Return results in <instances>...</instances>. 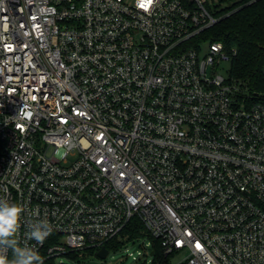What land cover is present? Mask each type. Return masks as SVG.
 <instances>
[{
	"label": "built area",
	"instance_id": "1",
	"mask_svg": "<svg viewBox=\"0 0 264 264\" xmlns=\"http://www.w3.org/2000/svg\"><path fill=\"white\" fill-rule=\"evenodd\" d=\"M217 21L207 0H0V198L22 241L52 225L28 241L44 262L143 238L264 264V92L217 72Z\"/></svg>",
	"mask_w": 264,
	"mask_h": 264
},
{
	"label": "trees",
	"instance_id": "2",
	"mask_svg": "<svg viewBox=\"0 0 264 264\" xmlns=\"http://www.w3.org/2000/svg\"><path fill=\"white\" fill-rule=\"evenodd\" d=\"M225 7H215L217 23L199 39L221 42L227 52L235 50L230 62V74L254 95L264 92V0H219ZM141 226L128 227L130 238L140 236ZM109 248V244H106ZM117 247V246H116ZM118 250V248L113 251ZM112 251V252H113ZM151 264H170V256L163 252L160 242L151 239ZM44 264H55L53 260Z\"/></svg>",
	"mask_w": 264,
	"mask_h": 264
},
{
	"label": "clouds",
	"instance_id": "3",
	"mask_svg": "<svg viewBox=\"0 0 264 264\" xmlns=\"http://www.w3.org/2000/svg\"><path fill=\"white\" fill-rule=\"evenodd\" d=\"M22 212V206L0 198V264H44L42 256L28 241L43 244L53 227L47 219H39L29 226L22 241L19 234Z\"/></svg>",
	"mask_w": 264,
	"mask_h": 264
},
{
	"label": "rangeland",
	"instance_id": "4",
	"mask_svg": "<svg viewBox=\"0 0 264 264\" xmlns=\"http://www.w3.org/2000/svg\"><path fill=\"white\" fill-rule=\"evenodd\" d=\"M207 1L211 9L218 6L220 8L226 6V4H220L219 0ZM229 70L230 62H222L217 72L225 76ZM147 241V239L141 238L134 244H129L126 248L111 252L104 261L96 256H93L90 259H86L83 264H101L102 262L103 264H151L152 258L149 255L151 248H144ZM130 253L136 257V260H133L132 257L129 256ZM186 256V252L175 253L170 256V264H182ZM56 262H62L64 264H82L72 262L65 257L58 258Z\"/></svg>",
	"mask_w": 264,
	"mask_h": 264
},
{
	"label": "water",
	"instance_id": "5",
	"mask_svg": "<svg viewBox=\"0 0 264 264\" xmlns=\"http://www.w3.org/2000/svg\"><path fill=\"white\" fill-rule=\"evenodd\" d=\"M152 255L153 253L151 252L150 256L152 257ZM107 256H108V250L106 248L100 249V251H98L97 253V257L102 261H104L107 258ZM101 264H103V262Z\"/></svg>",
	"mask_w": 264,
	"mask_h": 264
},
{
	"label": "snow or ice",
	"instance_id": "6",
	"mask_svg": "<svg viewBox=\"0 0 264 264\" xmlns=\"http://www.w3.org/2000/svg\"><path fill=\"white\" fill-rule=\"evenodd\" d=\"M143 7V5H141Z\"/></svg>",
	"mask_w": 264,
	"mask_h": 264
}]
</instances>
